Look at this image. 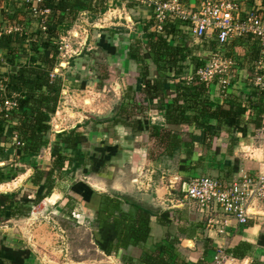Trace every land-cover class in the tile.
<instances>
[{
	"label": "trees",
	"instance_id": "1",
	"mask_svg": "<svg viewBox=\"0 0 264 264\" xmlns=\"http://www.w3.org/2000/svg\"><path fill=\"white\" fill-rule=\"evenodd\" d=\"M92 1L43 0L40 7L50 10L45 32L40 28L36 29L31 36L32 39H29L30 36L26 34L25 29L22 32L0 34V54L6 61L7 67L6 72H0V83H3V89L0 90V103L5 99L14 100L17 103V109L9 118L0 114V154L3 152L1 145L5 140L15 139L20 144L13 145L17 164L0 167V185L14 180L23 172V169L18 167V163L22 164L32 157H37L41 149L48 145L47 136L51 131V118L55 113L63 85L61 77L58 75L51 77L58 63V48L55 41L67 35L78 12L89 9ZM20 3L6 2L4 7L7 10L0 11V22L10 20L14 24L13 21H21L20 17H23V21L27 22L26 18L31 21L26 4L22 1ZM146 27L144 46L141 47L139 42H134L127 50L128 59L137 64L138 70V84L134 94L144 96L150 101L156 100L157 109L164 115L167 124H193L206 133L208 128L206 123L215 120L219 128L230 132L231 137L237 134L246 136L250 129L257 130L263 127L264 89L260 90L254 85L255 78L261 73L255 65L260 52L256 42L249 40L240 42L252 45L241 61L243 66L248 67L246 85L250 88V94L235 95L233 93L225 100H220L210 98V92L215 88L216 80L209 84L192 80L188 84L168 76V72L176 67L179 73L183 72L184 63L188 57L191 58L195 67L201 64L200 60L193 55L194 52L188 48L177 25H171L162 33L149 32V27ZM170 34L174 40L167 39ZM229 47L230 45H228L227 54ZM142 51L144 52L140 53ZM21 59L26 61L21 62ZM148 60L156 66V75L153 78L149 76ZM178 71L176 70V73ZM236 79L233 82H236ZM84 85L85 83L82 82L81 87ZM136 101L135 104L139 105ZM125 110L126 106L121 104L120 112L110 119L95 121V123L103 124L113 121L115 125L129 127L134 135H139L141 131L146 130L151 137L156 138L158 144H164V151L168 157H174L177 153L181 154L185 141L179 138L177 133L148 126L146 121L139 118L134 120L129 117L122 118L121 113ZM246 112L248 116L244 118ZM85 125L86 123L56 135L58 140L52 145L51 164L47 169L32 167L33 174L29 182L35 190L33 197L19 196L21 190L0 193V222L28 217L31 208L51 194L56 180L72 172L73 160L77 158L73 159L66 152L82 153L81 148L88 140L79 129ZM187 145L191 148L193 146L189 143ZM187 152L188 150H185L183 154L185 156L179 160L178 171L180 172H189L190 168L195 167L190 163L186 164L190 156ZM187 176L189 175L186 174ZM123 203L128 204L127 209L122 208ZM153 215L154 211L150 208L125 198L101 196L94 227L110 229L113 236L112 241L102 248V251L107 255L122 251L124 252V256L121 257L123 263L130 264H206L205 256L212 248H203V260L190 262L176 247L181 243L176 237L178 234L171 237L169 233H166L155 248H145L144 244L150 235L149 222ZM168 218L169 213L165 212L159 216L158 220L162 226L168 227L171 225ZM177 229L178 232L182 231L178 227ZM132 249L138 251L140 249V255L134 257L132 254H127ZM252 249L251 244L241 242L229 252L233 258L242 259L244 255L252 254ZM30 256L31 251L26 247L20 246L15 249L0 243V264H27L26 261ZM251 264L261 263L253 260Z\"/></svg>",
	"mask_w": 264,
	"mask_h": 264
},
{
	"label": "crops",
	"instance_id": "2",
	"mask_svg": "<svg viewBox=\"0 0 264 264\" xmlns=\"http://www.w3.org/2000/svg\"><path fill=\"white\" fill-rule=\"evenodd\" d=\"M127 1L129 0H93L89 9H85L80 12H86L92 15H96L97 12L99 14L103 12L104 14V12H107V7L115 6L114 8L117 10L112 13H116L114 18L117 17L118 19H122L127 22L126 24L123 22H109L108 24L100 25L94 22L89 24L90 27H94L91 29H96L95 27L98 26L100 29H104L105 26H108L110 28H108L107 37L112 36L110 38L111 42H116L117 40H122L123 42L131 41V44L133 42H139L141 47H143L146 43V26L149 27V32H152L150 30V27L152 26V21L150 20L151 14L140 6L138 10V7L135 4L132 6H126ZM188 1L191 3L195 2V0ZM6 2L10 1L0 0V11L7 10L4 7ZM114 2H120V7L113 4ZM80 12H78V14ZM97 22H102V20L98 19ZM2 23L3 22H0V27H2ZM73 25L74 22L71 29L73 28ZM63 37L64 36L60 37V39ZM171 40H174L173 36ZM188 40L190 39H186L185 41L187 42ZM88 41V34H85V38L82 42L88 43ZM240 42L241 40H237L230 43V52L228 50L227 54L228 46L225 51L226 59H230L235 62L234 81L240 75L244 78H247L248 76V67L243 66L241 61L245 57L247 50H249L252 45H250V43L246 45V43ZM110 45L113 44L111 43ZM128 48L129 47H126L127 50ZM188 48L190 50L192 49L190 47ZM127 50L125 51V63L129 62V66L133 65L135 67V72L137 71L138 74L137 64L128 59ZM238 50H240V53L237 52ZM260 54L261 50L259 52V56ZM193 68H195L193 61L188 57L184 63L183 72L179 73L178 67H176V69L168 72V76L174 78L175 80L180 79L189 84V82L183 80L182 78L191 75ZM176 70L178 73H176ZM62 93H64V90H61L60 98ZM228 93V97L233 93H235V95H249L250 88L246 84L243 86H237L235 85V82H233V86ZM139 96L142 100V102L139 101V120L146 121L148 126L159 127L161 129H167L177 133L179 138L185 141L182 145L183 151L181 154L179 155V153H177L174 157H168L164 151V144H159L162 152L154 156V153L150 152L151 150L148 147L149 144H146V142L149 138L151 140L149 143L154 140V142H156L157 140L155 137H151V134L146 130L139 133V145L135 148L123 147L125 146V144H123L124 140L127 138H123L124 140L119 138L118 141L114 138L106 136V132H103L104 135L101 134L99 135V138L96 139L99 146H95L91 152H84L82 148L81 154H76V152L74 154L72 151L66 152V154L73 157V159L77 158L73 160V170L62 179L56 180L53 191L45 199L52 198L57 201L59 200V202H56L58 204H55V208L57 211L62 212L64 206H67L71 201L74 202V200H76L79 207L77 206L76 208H73L71 213L73 216L77 214L79 217L82 216V218L86 219L92 217V226L94 227V221L97 217V210L100 205L101 196L104 195L109 198H125V200L127 199L130 200V202L138 203L141 206L150 208L154 211V215L150 218L149 222L150 235L144 244V247L147 249L155 248V246L163 240L166 233H169L171 237L178 234L176 237L179 238L181 243L176 247L185 248L183 252L184 257L190 262L195 263L198 260H203V248H212L205 256L206 259H204V262L206 264H213V256L217 249H222L227 254L228 260L225 264H251L253 260H257L259 263L264 264L263 202L255 204V210L258 212V216L256 215V217H251L245 226H239L233 217L223 214L215 204H210L208 207L201 209L194 202L187 200L183 194L184 192H181L183 184L188 183L191 176H206L219 180L223 183H228L238 178L243 173L255 175L259 172H264V134L259 136L257 135L258 130L261 128L257 130L250 129L246 136L237 134L236 136L233 135V137H231L230 132L226 129L219 128L215 120H210L206 123V126H208V128H206V133L201 128H196L193 124L169 125L166 123L164 115L158 111L156 100L150 101L147 98H144V96ZM210 98H219L220 100H223L217 87L211 89ZM56 114H58V110L56 111ZM69 115L71 116V119L75 117L74 114ZM247 116L248 114L246 112L244 118H247ZM111 117L105 119H110ZM54 120L55 118L51 120V131L48 134L49 138H47L48 145L46 146L47 148L45 147L49 152L48 157L41 159V155H39L37 157L30 158L28 162L30 165L28 168H24L23 172L14 180L1 184L0 189L4 186L14 185L17 178H22L23 182L26 180L29 181V178L33 174L32 167H38V162L43 167H39L41 170L47 169L51 164L50 148H52L53 140H58L56 135L67 132L76 126L84 124L83 121H85L81 119L80 121L73 122L70 124L71 126L69 129L63 128V130L56 132L52 127ZM100 125L101 124H96V126ZM105 125L106 124L103 126ZM118 125H120V127L123 126H121V124ZM83 128L81 127L80 129ZM126 128L130 129L129 127ZM133 136L135 138L137 135L132 133V137L130 136L131 138L126 141L128 144H131L132 141L130 140H133ZM89 137L91 138L89 135L87 140L91 142L92 139ZM8 141L11 142H7V140H5L3 145H1L3 147V152L0 154V167L17 164L15 162V149L13 141ZM186 142L190 145L193 144L192 148L188 146ZM184 149L188 150L187 153L190 154L189 158L186 160V164L190 163L195 165V167L190 168L189 172L178 171L180 166L179 160L185 156L183 155L185 151ZM4 158H6V160ZM31 159H33V161ZM158 160H160V163L165 166L161 168V164L159 165ZM171 161L176 162L175 170L172 168L174 166L171 168H165L166 165L171 166V164H173ZM80 165L81 173L84 177L97 180L95 181L96 184L88 183V186H82L81 183L76 184L74 183L75 181H72V177L77 171V167ZM125 166L128 167L125 169ZM168 172L172 173L168 174ZM186 174L189 175L187 176L189 179H187ZM15 185L17 186L13 188V190L8 192L0 190V193L6 194L16 192L18 190H22L24 186L21 181ZM61 190H64V195H67L66 198H63L64 196H62ZM138 191L139 202L134 200ZM58 193L61 194L60 199L57 196ZM121 206L122 208L127 209L128 204L123 203ZM165 212L169 213L168 219L171 222V225L168 227L162 226L158 220L159 216ZM215 221L222 223V227L225 229L224 234H219L217 232L219 226L210 227L209 222L211 223ZM177 227L182 231L178 232ZM95 231L99 238H104V240L102 238V240L106 242L104 247L112 241L113 236L110 229L95 228ZM261 236L262 239H260ZM241 242H247L252 245V254L244 255L242 259L237 257L233 258L230 255L231 253L229 250L233 249ZM0 243L15 249L20 247L18 246V242L16 240H14L11 245H8L1 240ZM26 248H28V245ZM130 251V253L127 254H131L134 250L132 249ZM140 252L141 251L139 249V255ZM37 261L38 260H36L33 252H31V256L26 263L37 264Z\"/></svg>",
	"mask_w": 264,
	"mask_h": 264
},
{
	"label": "rangeland",
	"instance_id": "3",
	"mask_svg": "<svg viewBox=\"0 0 264 264\" xmlns=\"http://www.w3.org/2000/svg\"><path fill=\"white\" fill-rule=\"evenodd\" d=\"M8 1L14 4H21L20 2L24 0ZM113 4L118 5V7L121 5L120 2H114ZM134 4L139 10V4L135 2V0L127 1L126 6H132ZM114 7L115 6L107 7V12H104L105 15L103 12L100 14L97 12L96 15L93 14L94 16L86 12H80L75 19L76 23L74 22L73 28L69 31L72 34L71 37L67 38L68 35H63V38H66L64 43L61 39L55 41L58 48V63L54 67L52 75H58L62 78L63 85L61 90H64V93H62L61 98L59 97L55 113L52 116V119L55 118L52 127L54 128L56 125L58 128L55 130L61 131L63 128L69 129L71 126L70 124L73 122L80 121L81 119L85 120L83 122L86 123V125L80 130H82L81 132H83L87 138L90 135L91 138H89L92 140L84 144L82 147L84 152H91L95 146H99L96 139L99 138V135H104L103 132H106V136L118 141L119 138L124 140L123 138L130 139L132 137L130 129L122 125V127H120V125L116 126L113 121H107L101 124L102 126H96L95 121L105 120V118L113 117L117 112H120L121 104L126 106L125 112L121 113L122 118L126 119V117H129L131 120L139 118V105H136L135 101L142 102V100L139 95L136 96L134 94V91L137 89L138 74L137 71L135 72V67L133 65L129 66V62L125 63L126 47L130 46L131 41L123 42L122 40H117L116 42H111L110 38L112 36L107 37L108 28L110 27L105 26L104 29H100L98 26L95 27L96 29H91L94 27H90L89 25L94 22L100 25L108 24L109 22H123L126 24L127 22L124 20L118 19L117 17L114 18L116 13H112L117 10ZM20 18L21 21H13L14 24H12L10 20L4 19L5 21H3L1 25L0 31L5 33V28L14 26L21 30L25 29L26 34L30 36L29 39H32L31 36L34 35L36 29H39L40 25L36 19L34 20L32 18L31 21H28L26 18V22L23 21V17ZM97 18L101 19L102 22H97ZM85 34H88L89 38L88 43L85 42L86 44L82 42L85 38ZM111 43L113 45H110ZM186 43H188V47L192 48L191 51L194 52L193 55H196L200 62L210 57L208 50L212 47V43H203L202 46H200L194 43L192 39L188 40ZM132 44H134V42ZM65 46L67 47L65 48ZM143 52L144 51L140 53ZM237 52L240 53V50ZM25 61L26 60L21 59V62ZM147 64L150 68L149 75L151 77L155 76L156 66L150 60L147 61ZM4 71L5 70H3V72ZM246 81L247 79L240 75L236 79L235 85L243 86L246 84ZM82 82L85 83L83 87H81ZM130 87L131 89H129ZM216 87L215 85V88ZM134 97L136 98L135 100ZM57 110L58 114H56ZM69 114H74L75 117L71 119ZM104 124L106 125L103 126ZM263 134L264 125L263 128L258 130L257 135ZM48 136L47 138H49ZM127 139L124 140L123 144H125V146L123 147L135 148L139 145V135L135 136V138L133 136V140H130L132 141L131 144L126 142ZM150 141V138L149 140L147 139L146 144H149L148 147L151 150L150 152L154 153V156L162 152L160 145L154 142L155 140L149 143ZM54 142L55 140H53V144ZM46 148H42L39 153L41 159L48 157L49 152ZM51 151L52 148H50V152ZM4 159L6 160V158ZM31 160L33 161V159ZM160 160H158L159 165L161 164ZM28 162L29 159L26 162H22V164L18 163V167L27 169L30 165ZM171 162H173V164H171V166L166 165L165 168L174 166L172 168L175 170L176 162ZM38 165V167L43 168L39 162ZM163 166L165 165L161 164V168ZM127 167L128 166H125L124 168L126 169ZM171 173L172 172H168V174ZM20 181L24 186L19 196L28 195L33 197L34 188L31 186L30 182L27 180L23 182L22 178H17L15 184L20 183ZM72 181H75L74 183L76 184L81 183L82 186H88V183L96 184L95 181L97 180L84 177L81 173L80 165L77 167ZM15 184L4 186L0 190L6 192L11 191L17 186ZM61 193L62 196H64L63 198H66L67 195H64V190H61ZM57 196L59 199L61 198L60 193H58ZM134 200L139 202V191L136 193ZM56 202H59V200L57 201L52 198L44 199L37 206L31 208L28 217L1 221L0 240L8 245H11L14 240L18 242V246L26 247L28 245V249L33 252L36 260H38L37 264H130L127 262L123 263L121 257L124 256V252L122 251L114 255H107L102 251L106 242L103 241V237L102 240V238L97 236L95 228L92 226V217L86 219L82 218V216L79 217L77 214L73 216L71 213V210L78 206L76 200L64 206L63 212L57 211L55 204L58 203ZM262 210L264 212V207ZM184 249L178 248V251L183 256ZM131 254L137 257L139 251L134 250Z\"/></svg>",
	"mask_w": 264,
	"mask_h": 264
},
{
	"label": "built area",
	"instance_id": "4",
	"mask_svg": "<svg viewBox=\"0 0 264 264\" xmlns=\"http://www.w3.org/2000/svg\"><path fill=\"white\" fill-rule=\"evenodd\" d=\"M27 10L34 20L45 32L50 10L41 8L43 0H24ZM140 7L150 12L153 33H162L171 25L186 39H192L196 44L212 43L210 57L201 61L198 67L193 68L191 75L182 78L187 82L197 80L209 84L214 80L220 91L221 98L225 100L233 86L235 78V62L226 59L227 46L237 40L256 42L261 54L255 65L260 75L254 80V85L264 89V0H136ZM248 7H247V6ZM5 33L22 32L20 28L10 27L4 29ZM2 32L0 31V34ZM71 37V32L67 33ZM172 35H168L171 41ZM66 38H61L64 43ZM67 46H65L66 48ZM207 48V47H206ZM61 49V48H60ZM7 71L6 61L0 54V72ZM54 77V75H52ZM0 83V90L3 89ZM17 103L5 99L0 103V114L9 118ZM58 126H54V130ZM56 131V130H55ZM59 132V131H56ZM258 133V132H257ZM13 145L20 144L13 140ZM186 199L194 202L199 208H206L215 204L220 211L233 217L239 226H245L249 219L258 216L255 204L264 201V172L255 175L241 174L229 183L206 177L194 176L188 182V190L184 194ZM210 227L219 226L218 233L224 234L222 223L209 222ZM227 254L222 249H217L213 256V264H225Z\"/></svg>",
	"mask_w": 264,
	"mask_h": 264
},
{
	"label": "water",
	"instance_id": "5",
	"mask_svg": "<svg viewBox=\"0 0 264 264\" xmlns=\"http://www.w3.org/2000/svg\"><path fill=\"white\" fill-rule=\"evenodd\" d=\"M187 190H188V183H185V184H183V186H182V191H183L184 193H186Z\"/></svg>",
	"mask_w": 264,
	"mask_h": 264
}]
</instances>
